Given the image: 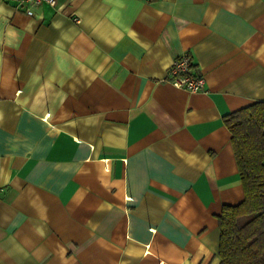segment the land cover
<instances>
[{"label": "crops", "instance_id": "1", "mask_svg": "<svg viewBox=\"0 0 264 264\" xmlns=\"http://www.w3.org/2000/svg\"><path fill=\"white\" fill-rule=\"evenodd\" d=\"M261 101L264 0H0V264H219Z\"/></svg>", "mask_w": 264, "mask_h": 264}, {"label": "trees", "instance_id": "2", "mask_svg": "<svg viewBox=\"0 0 264 264\" xmlns=\"http://www.w3.org/2000/svg\"><path fill=\"white\" fill-rule=\"evenodd\" d=\"M244 199L217 217L219 264H264V101L223 118Z\"/></svg>", "mask_w": 264, "mask_h": 264}, {"label": "built area", "instance_id": "3", "mask_svg": "<svg viewBox=\"0 0 264 264\" xmlns=\"http://www.w3.org/2000/svg\"><path fill=\"white\" fill-rule=\"evenodd\" d=\"M20 1L28 7H35L39 5H48L53 7L55 5V0ZM27 13L31 14L29 11H27ZM168 80L173 87L190 93L204 91V79L201 76H197L192 73V61L187 55H182L173 62L169 71Z\"/></svg>", "mask_w": 264, "mask_h": 264}]
</instances>
